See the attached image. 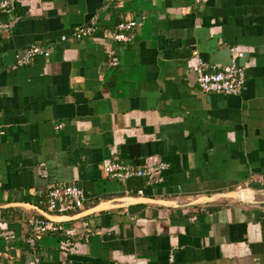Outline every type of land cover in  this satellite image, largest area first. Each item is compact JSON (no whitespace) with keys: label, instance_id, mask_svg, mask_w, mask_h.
<instances>
[{"label":"crops","instance_id":"obj_1","mask_svg":"<svg viewBox=\"0 0 264 264\" xmlns=\"http://www.w3.org/2000/svg\"><path fill=\"white\" fill-rule=\"evenodd\" d=\"M7 1L0 264H264V0ZM129 20L130 41L112 42ZM89 23L94 37L60 40ZM33 46L49 56L18 65ZM225 48L241 93L199 91L193 67ZM113 162L166 169L122 182L102 171ZM53 185L83 191L68 217L85 216L55 219L80 237L63 249L67 237L48 232L32 251L27 222L50 214ZM231 191L246 201L219 195Z\"/></svg>","mask_w":264,"mask_h":264},{"label":"built area","instance_id":"obj_2","mask_svg":"<svg viewBox=\"0 0 264 264\" xmlns=\"http://www.w3.org/2000/svg\"><path fill=\"white\" fill-rule=\"evenodd\" d=\"M11 11L10 3L7 0L0 1V13L9 14ZM7 25L0 24L1 29H5ZM136 27V23L132 20L120 22L113 33L109 35L112 42L125 43L130 41L129 33ZM97 27L94 23L74 28L68 36H62L61 41L66 40H82L95 36ZM50 48L31 47L25 51L24 57L18 61V65L25 66L29 64L35 56L48 57ZM110 66H115V59L110 60ZM15 68V67H14ZM196 86L203 93H212L222 96H236L242 91L245 84L244 69L235 66L233 63L230 67H214L205 63H197L193 67ZM166 169L165 164H156L145 166L142 169H136L131 165L113 162L102 167L104 175L118 181H126L133 177L147 178L148 181L159 182L161 180L160 173ZM43 177L45 174L43 173ZM83 191L81 188L73 185H53L48 190L46 196V207L51 217L58 219L68 217L70 213L76 212L82 208ZM29 234L26 242L30 250L34 251L35 240L48 232H61L67 237L60 246L63 249L71 248L72 243L68 238H79V232L76 228H65L63 225L57 224L45 218H32L28 220ZM83 230L87 231V224L81 225ZM6 236V234H1Z\"/></svg>","mask_w":264,"mask_h":264},{"label":"water","instance_id":"obj_3","mask_svg":"<svg viewBox=\"0 0 264 264\" xmlns=\"http://www.w3.org/2000/svg\"><path fill=\"white\" fill-rule=\"evenodd\" d=\"M231 49L230 48H225L222 49L218 52H216L215 54H213L210 59H209V63L213 66H223V67H230L232 65V56H231ZM245 57V56H243ZM242 58L238 59L237 65L238 66H242ZM221 195V197H226L229 199H233L234 201H246V195L247 192L246 191H242V192H237V191H231V192H227L224 194H219ZM147 203H156L159 205H169L170 207H177L176 205H173L172 203H168V204H163V202L161 201H157V200H149V201H145ZM42 217L50 220V221H55V219L53 217H51L50 215H48L47 213H41ZM85 215L82 214H77L75 216L72 217H68L67 221H76L79 220L81 217H84Z\"/></svg>","mask_w":264,"mask_h":264}]
</instances>
